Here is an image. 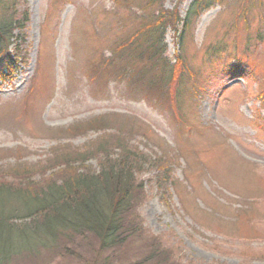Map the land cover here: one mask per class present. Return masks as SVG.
Here are the masks:
<instances>
[{
	"label": "rangeland",
	"instance_id": "obj_1",
	"mask_svg": "<svg viewBox=\"0 0 264 264\" xmlns=\"http://www.w3.org/2000/svg\"><path fill=\"white\" fill-rule=\"evenodd\" d=\"M126 1L27 0L26 58L12 85L0 84V169L43 164L67 144L85 160L43 179L79 165L95 173L126 142L138 153L130 206L141 226L109 249L63 236L6 264H91L96 253L98 263L142 264L156 237L173 253L167 264H264V0H217L187 28L194 0ZM174 6L181 21L163 33L164 54H133L127 42L152 10ZM176 56L189 69L180 83L161 73ZM97 66L98 75L87 69ZM150 79L162 81L157 94Z\"/></svg>",
	"mask_w": 264,
	"mask_h": 264
},
{
	"label": "trees",
	"instance_id": "obj_2",
	"mask_svg": "<svg viewBox=\"0 0 264 264\" xmlns=\"http://www.w3.org/2000/svg\"><path fill=\"white\" fill-rule=\"evenodd\" d=\"M113 1L121 3V0ZM154 1L148 0L146 4ZM216 1L194 0L186 19H182V26H190V22ZM124 3L127 1L124 0ZM153 12L154 10L148 15L141 30L128 40L127 45L133 46L130 49L133 54L143 46L142 49L147 51L142 52L157 61L165 51V45L159 46V43L163 42V33L167 28H176L181 19L177 6L170 9L160 7L156 13ZM28 21L27 0H0V84L11 85L26 58L24 43ZM123 46L114 52L122 51L123 56L126 52L123 51ZM180 61L176 56V61L169 65L170 69L162 65V75H167L166 78H178L180 83L186 75V70H189L187 65L182 66ZM87 69L92 70L94 75L100 74L98 66ZM120 69L121 71L114 69V77L118 80H122L124 73L128 72L123 66ZM89 73V76L93 77L91 71ZM130 73L135 80V72ZM72 74L70 73V76ZM143 76H146L145 73L141 78ZM158 82L150 79L147 83V87L156 94L162 84V81ZM133 83L135 84V81ZM173 91L172 96L176 94V91ZM260 97L264 99V95L260 94ZM66 147L67 144H59L54 148L55 153L47 157L43 164L41 161L31 164L16 161L12 165L1 162L0 264H6L12 257L23 252L50 247L63 236H81L87 239L91 237L98 243L99 251L109 249L123 245L137 233V226H141L139 223L133 226L136 214L131 212L130 206L133 195L142 186L131 170L134 167L131 160L138 155L137 152L131 155L132 146L121 142L116 148L119 153L116 154L117 157L120 155L118 161H122L107 162L98 172H90L87 167L79 165L77 169L74 167V171L67 177L44 180L52 168L70 167L85 160L84 151ZM99 150L102 153L109 152L106 143L99 145ZM35 176L40 179L34 180ZM125 225L129 227V236L122 231ZM156 238L158 246L152 245L151 249L147 250L142 264H167L171 259V249H162V243ZM98 259L96 253V258L91 264H113L110 257L100 263Z\"/></svg>",
	"mask_w": 264,
	"mask_h": 264
}]
</instances>
